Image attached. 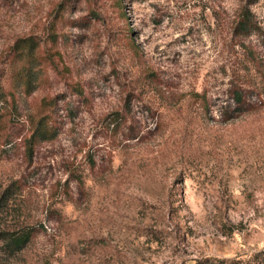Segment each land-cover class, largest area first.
Wrapping results in <instances>:
<instances>
[{
  "label": "rangeland",
  "instance_id": "1",
  "mask_svg": "<svg viewBox=\"0 0 264 264\" xmlns=\"http://www.w3.org/2000/svg\"><path fill=\"white\" fill-rule=\"evenodd\" d=\"M0 264H264V0H0Z\"/></svg>",
  "mask_w": 264,
  "mask_h": 264
},
{
  "label": "trees",
  "instance_id": "2",
  "mask_svg": "<svg viewBox=\"0 0 264 264\" xmlns=\"http://www.w3.org/2000/svg\"><path fill=\"white\" fill-rule=\"evenodd\" d=\"M243 23H242V26H243ZM235 100L236 101L240 100V97L238 94L236 95ZM54 132L55 131L52 130L46 117L39 116L38 119L33 123V128H32V131L29 137L27 138V142L30 143V145H32L35 140L51 139L54 136ZM30 145L28 144V147ZM29 237H30V233L27 230L16 232L11 235L9 234L6 239L7 247L11 251L19 250L28 242Z\"/></svg>",
  "mask_w": 264,
  "mask_h": 264
}]
</instances>
